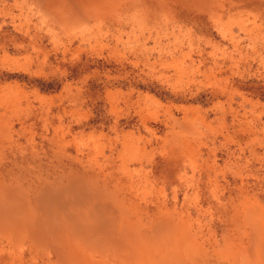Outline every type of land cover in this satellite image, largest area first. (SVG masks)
<instances>
[{"label": "rangeland", "instance_id": "rangeland-1", "mask_svg": "<svg viewBox=\"0 0 264 264\" xmlns=\"http://www.w3.org/2000/svg\"><path fill=\"white\" fill-rule=\"evenodd\" d=\"M0 264H264V0H0Z\"/></svg>", "mask_w": 264, "mask_h": 264}]
</instances>
